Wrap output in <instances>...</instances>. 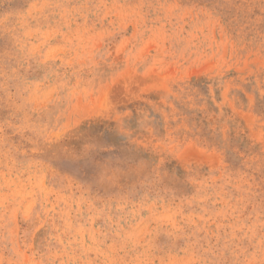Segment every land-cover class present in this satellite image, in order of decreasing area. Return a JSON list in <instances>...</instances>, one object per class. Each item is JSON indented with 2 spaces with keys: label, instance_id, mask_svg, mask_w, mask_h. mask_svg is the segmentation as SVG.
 I'll return each instance as SVG.
<instances>
[{
  "label": "rangeland",
  "instance_id": "374dc122",
  "mask_svg": "<svg viewBox=\"0 0 264 264\" xmlns=\"http://www.w3.org/2000/svg\"><path fill=\"white\" fill-rule=\"evenodd\" d=\"M0 264H264V0H0Z\"/></svg>",
  "mask_w": 264,
  "mask_h": 264
}]
</instances>
